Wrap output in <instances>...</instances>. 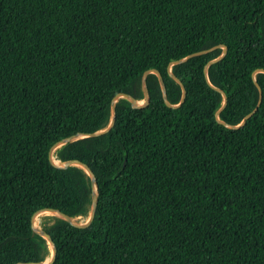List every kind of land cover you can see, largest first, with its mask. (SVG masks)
<instances>
[{
    "label": "trees",
    "instance_id": "obj_1",
    "mask_svg": "<svg viewBox=\"0 0 264 264\" xmlns=\"http://www.w3.org/2000/svg\"><path fill=\"white\" fill-rule=\"evenodd\" d=\"M169 68L179 108L150 73L148 107L53 151L98 194L88 228L40 217L54 264H264V0H0V264L52 257L40 210L89 220L90 175L50 152L145 101L146 72L179 105Z\"/></svg>",
    "mask_w": 264,
    "mask_h": 264
},
{
    "label": "water",
    "instance_id": "obj_2",
    "mask_svg": "<svg viewBox=\"0 0 264 264\" xmlns=\"http://www.w3.org/2000/svg\"><path fill=\"white\" fill-rule=\"evenodd\" d=\"M223 54L220 58H218L217 60L215 61H212L209 63L212 64V63H215L217 61H219L220 59H222V57L225 56L226 54V51H227V47L224 46L223 47ZM208 51H203V52H199V53H195L193 55H191L190 57L186 58V59H183V60H179L177 62H175L174 64H181L185 61H187L189 58L191 57H194V56H199V55H202V54H205L207 53ZM171 67V66H170ZM169 72H170V76L175 79L181 86H182V89H183V99L181 101V103L177 106H172L168 103L167 101V91H166V87H165V84H164V80H163V77L161 76V74L157 71V70H153V71H149V72H146L143 76V79H142V83H143V87H144V91H145V95H146V100L145 101H138L137 99H135L134 97L128 95V94H125V93H120L118 95H116L114 98H113V101H112V121H111V124L110 126L104 130V131H100V132H97V133H93V134H89V135H84V136H73V137H70L68 139H66L65 141H62L61 143L57 144L53 149L52 151L50 152V160L52 161V163L57 166V167H60V168H68L72 165H77V166H80L81 168H83L91 177V182H92V185L94 187V192H93V196H92V206H91V212H90V217H89V220L85 223V224H81V223H77L75 220L71 219L69 216L65 215V214H62L61 212L57 211V210H53V209H45V210H40L39 212H37L33 217H32V226H33V229L34 231L43 236L51 245L52 247V258L49 260V261H45L43 263H31V262H23V263H20V264H54V262L56 261L57 259V247H56V244L52 241L51 237L45 232L43 231L42 229L40 228H36L34 226V221H35V218L37 217V215L39 214H42V213H51L59 218H62L64 220H66L67 222L71 223L73 226L77 227V228H88L90 227L93 222H94V219H95V216H96V211H97V205H98V194H97V180H96V177L94 175V173L91 171V169L85 165L84 163L80 162V161H77V160H69V161H66V162H58V163H55L53 158H52V153L55 149L61 147L62 145L66 144V143H69V142H72V141H75L77 139H79L80 137H97V136H100V135H103V134H106L108 132H110L115 124H116V121H117V108H116V103L118 101L119 98H126L127 100H129L132 104V107L133 108H139V109H142V108H146L150 105L151 103V95L148 91V88H147V77L150 73H154L158 76L159 78V81L161 83V87H162V90H163V96H164V100L166 102V104L171 107V108H179L185 101V98H186V95H187V92H186V89L184 88L183 84L180 82L179 79L176 78L175 75L172 74L171 72V68H169ZM260 72H263V70H260ZM256 85L259 87V85L257 84L256 82ZM215 90H217L218 92L222 93L223 92L218 89V88H214ZM260 90V101H259V105L261 104V101H262V97H263V94H262V91L261 89L259 88ZM224 97H225V103H224V106L223 108L226 106L227 104V97L225 94H223ZM223 108L217 113L216 117L217 119L219 120V116L221 114V112L223 111ZM256 113V110L249 113L245 120L243 121V123L240 125V126H230L231 128H234V129H238L240 127H243L246 123H247V120L253 116L254 114Z\"/></svg>",
    "mask_w": 264,
    "mask_h": 264
},
{
    "label": "rangeland",
    "instance_id": "obj_3",
    "mask_svg": "<svg viewBox=\"0 0 264 264\" xmlns=\"http://www.w3.org/2000/svg\"><path fill=\"white\" fill-rule=\"evenodd\" d=\"M53 160H54V158H53ZM54 162L58 163V162L55 161V160H54ZM45 214L53 215V214H51V213H42V214L38 215V225H39L38 228H41V227H40V217H41L42 215H45ZM78 222L81 223V224H85V223H86L84 220H79ZM51 258H52V257H51ZM51 258H50V259H51ZM50 259H48L47 261H49Z\"/></svg>",
    "mask_w": 264,
    "mask_h": 264
},
{
    "label": "bare ground",
    "instance_id": "obj_4",
    "mask_svg": "<svg viewBox=\"0 0 264 264\" xmlns=\"http://www.w3.org/2000/svg\"><path fill=\"white\" fill-rule=\"evenodd\" d=\"M56 163V162H55ZM38 217L35 219V221H34V226L36 227V228H38L39 227V225H38Z\"/></svg>",
    "mask_w": 264,
    "mask_h": 264
}]
</instances>
